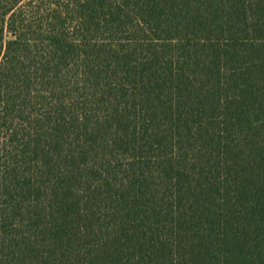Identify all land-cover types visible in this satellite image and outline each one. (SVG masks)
<instances>
[{
    "label": "trees",
    "instance_id": "16d2710c",
    "mask_svg": "<svg viewBox=\"0 0 264 264\" xmlns=\"http://www.w3.org/2000/svg\"><path fill=\"white\" fill-rule=\"evenodd\" d=\"M0 264H264V0H0Z\"/></svg>",
    "mask_w": 264,
    "mask_h": 264
}]
</instances>
